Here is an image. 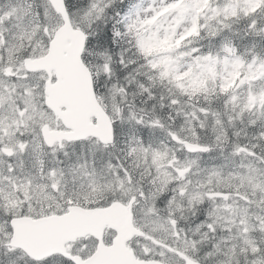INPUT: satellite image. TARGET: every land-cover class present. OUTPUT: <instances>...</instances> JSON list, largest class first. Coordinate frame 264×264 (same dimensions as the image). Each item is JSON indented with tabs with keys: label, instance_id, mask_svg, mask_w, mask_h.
I'll use <instances>...</instances> for the list:
<instances>
[{
	"label": "snow or ice",
	"instance_id": "1",
	"mask_svg": "<svg viewBox=\"0 0 264 264\" xmlns=\"http://www.w3.org/2000/svg\"><path fill=\"white\" fill-rule=\"evenodd\" d=\"M0 264H264V0H0Z\"/></svg>",
	"mask_w": 264,
	"mask_h": 264
}]
</instances>
